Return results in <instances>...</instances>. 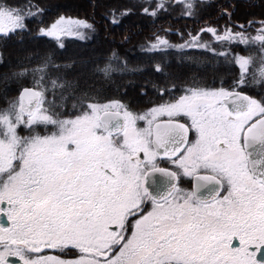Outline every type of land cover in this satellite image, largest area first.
Returning <instances> with one entry per match:
<instances>
[{
    "label": "snow or ice",
    "instance_id": "snow-or-ice-1",
    "mask_svg": "<svg viewBox=\"0 0 264 264\" xmlns=\"http://www.w3.org/2000/svg\"><path fill=\"white\" fill-rule=\"evenodd\" d=\"M257 7L97 0L48 24L40 0H0V264H264ZM177 9L196 26L157 24ZM133 16L155 30L130 66L139 24L112 30ZM101 32L106 49L61 59L62 37Z\"/></svg>",
    "mask_w": 264,
    "mask_h": 264
},
{
    "label": "trees",
    "instance_id": "trees-1",
    "mask_svg": "<svg viewBox=\"0 0 264 264\" xmlns=\"http://www.w3.org/2000/svg\"><path fill=\"white\" fill-rule=\"evenodd\" d=\"M56 0H40V3L47 7L49 9L48 14L44 17L45 23H52L54 19L57 17L59 13L66 14L68 16L72 17H79L84 18L87 15H90L92 12L91 5L94 3H97V0H62L64 2V6L60 4H54ZM128 2V0H107V3H110L112 5H118ZM256 4L258 5L257 8H255L253 11H255L256 15L255 17H252L253 19H256L259 21L261 18V12L264 11V9H261L259 5L264 2V0H255ZM61 7H57V6ZM101 9H96L97 18H99ZM179 9H177L173 14V18L169 20L168 17H163L160 21H157V24H163L164 27H168V24L171 23L172 27L174 29H180L184 28L185 24H187L188 28H193L196 25L191 21H186L184 19L177 20L175 17L178 15ZM241 23H244V19H240ZM219 23H223V21H219ZM134 24H139V35L133 36L131 43L124 46V48L119 49V53L121 57L125 54V50L128 49V60L130 66L137 65L140 61H142L144 58L141 57L138 53V51H133V46L138 45L141 43L145 38H147L151 33L155 30L152 26V24L146 20L141 19L139 17L133 16L129 20L125 21L123 24H121L118 28H114L112 31L116 34L117 41L119 40L121 34L123 33L126 26L131 27ZM32 27H35V25H31ZM103 32H101V36L97 38L98 44L93 45H82L79 41L76 40L75 37H66L63 38V41L66 45V51L61 53V59H65L68 57H75V58H88L93 55V48L103 47L107 48L109 46L108 41H104L102 39ZM41 46L51 47V43H49L46 40H42L39 42ZM7 51L9 53H12L14 51V46L10 43L8 46ZM236 52L242 54V55H248L246 51H244L243 48H236ZM77 69H73V74L75 73ZM222 73L224 72V69L222 68L220 70ZM118 81H120V78H116ZM228 83H231V77H227ZM219 81L217 80V84ZM108 95H114V90H110Z\"/></svg>",
    "mask_w": 264,
    "mask_h": 264
},
{
    "label": "rangeland",
    "instance_id": "rangeland-1",
    "mask_svg": "<svg viewBox=\"0 0 264 264\" xmlns=\"http://www.w3.org/2000/svg\"><path fill=\"white\" fill-rule=\"evenodd\" d=\"M54 4H60V5H63V6L65 5L64 2H63L62 0H56V1L54 2ZM68 37H71V36H68ZM63 38H66V37H62V39H63ZM171 39L175 40V37L173 36V37H171ZM117 82H121V81H118V80H117Z\"/></svg>",
    "mask_w": 264,
    "mask_h": 264
},
{
    "label": "flooded vegetation",
    "instance_id": "flooded-vegetation-1",
    "mask_svg": "<svg viewBox=\"0 0 264 264\" xmlns=\"http://www.w3.org/2000/svg\"><path fill=\"white\" fill-rule=\"evenodd\" d=\"M186 186H190V185H186Z\"/></svg>",
    "mask_w": 264,
    "mask_h": 264
}]
</instances>
